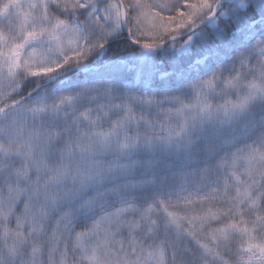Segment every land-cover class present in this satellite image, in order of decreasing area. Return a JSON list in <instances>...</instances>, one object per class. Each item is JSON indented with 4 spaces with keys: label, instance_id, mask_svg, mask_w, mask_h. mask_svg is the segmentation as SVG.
Wrapping results in <instances>:
<instances>
[{
    "label": "snow or ice",
    "instance_id": "snow-or-ice-1",
    "mask_svg": "<svg viewBox=\"0 0 264 264\" xmlns=\"http://www.w3.org/2000/svg\"><path fill=\"white\" fill-rule=\"evenodd\" d=\"M0 264H264V0H0Z\"/></svg>",
    "mask_w": 264,
    "mask_h": 264
}]
</instances>
